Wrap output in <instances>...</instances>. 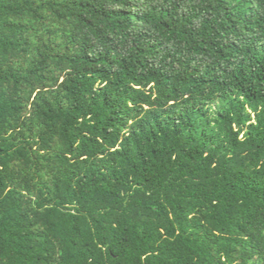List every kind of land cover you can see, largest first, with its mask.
<instances>
[{
    "label": "trees",
    "instance_id": "1",
    "mask_svg": "<svg viewBox=\"0 0 264 264\" xmlns=\"http://www.w3.org/2000/svg\"><path fill=\"white\" fill-rule=\"evenodd\" d=\"M0 264H264V0H0Z\"/></svg>",
    "mask_w": 264,
    "mask_h": 264
}]
</instances>
